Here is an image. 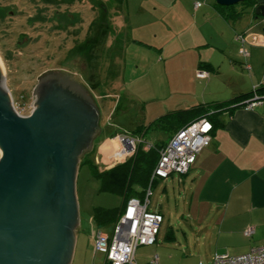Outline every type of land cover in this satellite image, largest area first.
Segmentation results:
<instances>
[{
  "label": "rangeland",
  "instance_id": "obj_1",
  "mask_svg": "<svg viewBox=\"0 0 264 264\" xmlns=\"http://www.w3.org/2000/svg\"><path fill=\"white\" fill-rule=\"evenodd\" d=\"M172 1L0 0L4 7V12L0 11V64L3 86L15 112L23 117L31 115L37 98L33 95L35 85L47 73H63L79 83L97 110L92 147L78 159L75 174L78 227L68 264H103L104 254L94 252L93 238L97 230L110 233L112 226H96L91 215L95 207L118 206L121 198L99 190V180L84 163V155L88 152L99 169L123 161L114 156L119 143L112 149L103 138L133 130L148 118L142 107L147 98L159 101L165 96L160 88L146 86L158 85L154 72L161 65L160 38L170 33L168 28L177 13ZM199 2L203 7L207 1ZM67 13L73 16L67 17ZM56 14L66 15L70 23H57ZM101 93L115 95L102 100L98 97ZM141 136L149 143V131ZM171 175L173 179L180 177ZM171 175L151 186L148 210L159 212L162 222L153 244L135 248V260L144 264L156 254L159 264L209 263L214 252L226 250L214 248L211 227V234L197 232L196 221L187 209L188 198L181 199Z\"/></svg>",
  "mask_w": 264,
  "mask_h": 264
},
{
  "label": "crops",
  "instance_id": "obj_2",
  "mask_svg": "<svg viewBox=\"0 0 264 264\" xmlns=\"http://www.w3.org/2000/svg\"><path fill=\"white\" fill-rule=\"evenodd\" d=\"M206 1L203 7L199 0H193L192 5L190 0L172 1L177 13L168 28L170 33L160 38L161 65L154 72L158 85L153 82L146 86L150 90L160 88L165 96L159 101L147 98L142 107L148 118L136 126L175 109L237 103L216 115L220 125L211 129L209 145L196 154L189 171L179 178H169L179 189L181 199L188 198L187 209L196 221L197 232L211 234L212 228L214 248L238 255L264 245V105L252 109L241 106L253 87L264 93V16H255L254 5L223 8ZM195 2L199 3L197 7ZM239 35L243 42L237 39ZM241 47L246 56L239 53ZM197 69L206 70L207 77L197 78ZM114 95L101 93L98 97L103 100ZM153 101L158 105L150 103ZM133 130L108 134L103 142L110 144L120 133L142 139ZM149 132L151 145L164 144L172 135L159 129ZM248 226L254 229L251 237L243 235Z\"/></svg>",
  "mask_w": 264,
  "mask_h": 264
},
{
  "label": "water",
  "instance_id": "obj_3",
  "mask_svg": "<svg viewBox=\"0 0 264 264\" xmlns=\"http://www.w3.org/2000/svg\"><path fill=\"white\" fill-rule=\"evenodd\" d=\"M247 1L215 0L222 6ZM253 5L255 16H264V0ZM51 74L80 88L88 102L68 90L40 99L34 90L31 115L23 117L10 103L0 65V264L70 261L78 227L75 174L92 147L97 110L83 86Z\"/></svg>",
  "mask_w": 264,
  "mask_h": 264
},
{
  "label": "built area",
  "instance_id": "obj_4",
  "mask_svg": "<svg viewBox=\"0 0 264 264\" xmlns=\"http://www.w3.org/2000/svg\"><path fill=\"white\" fill-rule=\"evenodd\" d=\"M199 5L194 3V7ZM237 39L244 41L243 36ZM243 56L247 55L244 48L239 49ZM249 68L248 65H245ZM208 72L204 69H197V78L207 77ZM253 87L249 97L241 102V106L252 109L259 105H264V93L256 91ZM17 113V112H16ZM19 115V113H17ZM212 124L206 118L196 119L178 129L171 137L158 149V159L152 170V179H165L169 175L176 173L183 175L187 173L195 161L196 154L204 147L208 146L211 139ZM116 141L119 148L114 153L118 159L129 157L140 143H145L144 148L151 147L150 143L143 141L139 136H131L126 133L118 134ZM151 184L145 188L144 196L130 197L124 204L122 213L112 224L110 233L97 230L93 238L94 252L104 254V264H139L135 260V248L139 245H151L156 240L162 216L158 212L148 210L149 197L151 195ZM254 233L252 226L243 230L245 237H251ZM144 264H158L157 255ZM199 264H264V245L251 247L247 252L230 255L228 253H214L209 263Z\"/></svg>",
  "mask_w": 264,
  "mask_h": 264
},
{
  "label": "trees",
  "instance_id": "obj_5",
  "mask_svg": "<svg viewBox=\"0 0 264 264\" xmlns=\"http://www.w3.org/2000/svg\"><path fill=\"white\" fill-rule=\"evenodd\" d=\"M246 4L253 5L254 0H248ZM226 8L228 6H222ZM0 11L4 12V7L0 6ZM207 67V65H202ZM237 103L220 102L195 105L186 109H175L162 114L146 125H138L133 133L138 132L144 135L151 129H159L167 133H175L181 127L199 119L206 118L212 124V129L219 126L216 115L225 108H232ZM171 137V136H170ZM154 143L149 148H144L138 144L132 155L118 164L108 169H99L94 161L89 158L88 152L84 155V163H88L91 173L99 180V190L117 194L121 198L118 206L111 208L95 207L93 209L91 220L98 227L112 226L116 219L122 213L127 199L132 196L142 198L145 188L155 180L150 177L152 170L158 159V149L163 144ZM167 237H169L167 235Z\"/></svg>",
  "mask_w": 264,
  "mask_h": 264
},
{
  "label": "flooded vegetation",
  "instance_id": "obj_6",
  "mask_svg": "<svg viewBox=\"0 0 264 264\" xmlns=\"http://www.w3.org/2000/svg\"><path fill=\"white\" fill-rule=\"evenodd\" d=\"M52 3L53 2H49L48 4H52ZM66 15H67V17H72L73 16V15H71L69 13H67ZM66 15H62V14L58 15V14H56L54 16L56 22L60 23L62 25H65V23L66 24L70 23V22H68V20L70 18L68 19L66 17ZM56 78H54L51 73H47L46 75H44L40 79V81L37 83V85H35L36 86L35 87L36 94L40 97V99L43 96V94L45 92H48V91L57 92L59 90H61V91H65V90L67 91L68 90V91L72 92L75 95V97L81 99V101H83L84 103L88 102V101H86L85 96L81 93L80 88H78L76 85H72L68 81L67 82L64 81V79H60L59 77H56ZM40 99H39V101H40Z\"/></svg>",
  "mask_w": 264,
  "mask_h": 264
},
{
  "label": "bare ground",
  "instance_id": "obj_7",
  "mask_svg": "<svg viewBox=\"0 0 264 264\" xmlns=\"http://www.w3.org/2000/svg\"><path fill=\"white\" fill-rule=\"evenodd\" d=\"M0 65H1V64H0ZM110 144H111L112 149L115 148L116 145H117V141H116V139L110 140ZM0 151H1V150H0ZM114 151H115V150H114Z\"/></svg>",
  "mask_w": 264,
  "mask_h": 264
}]
</instances>
